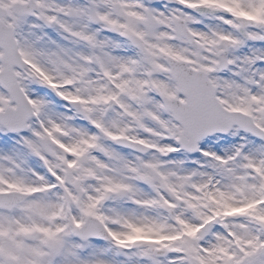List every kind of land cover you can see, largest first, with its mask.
Segmentation results:
<instances>
[{
	"label": "snow or ice",
	"instance_id": "snow-or-ice-1",
	"mask_svg": "<svg viewBox=\"0 0 264 264\" xmlns=\"http://www.w3.org/2000/svg\"><path fill=\"white\" fill-rule=\"evenodd\" d=\"M0 264H264V0H0Z\"/></svg>",
	"mask_w": 264,
	"mask_h": 264
}]
</instances>
